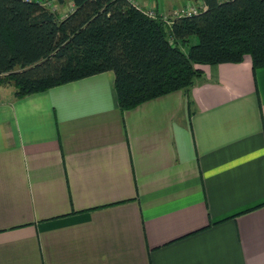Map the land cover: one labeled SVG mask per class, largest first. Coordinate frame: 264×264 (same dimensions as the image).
<instances>
[{"label": "crops", "instance_id": "1", "mask_svg": "<svg viewBox=\"0 0 264 264\" xmlns=\"http://www.w3.org/2000/svg\"><path fill=\"white\" fill-rule=\"evenodd\" d=\"M198 66L127 109L112 70L0 85V264H264V66Z\"/></svg>", "mask_w": 264, "mask_h": 264}, {"label": "trees", "instance_id": "2", "mask_svg": "<svg viewBox=\"0 0 264 264\" xmlns=\"http://www.w3.org/2000/svg\"><path fill=\"white\" fill-rule=\"evenodd\" d=\"M45 2L0 0V85L17 96L112 70L127 109L188 90L201 63L248 54L253 68L264 66V0H202L170 20L132 0H71L63 16Z\"/></svg>", "mask_w": 264, "mask_h": 264}, {"label": "rangeland", "instance_id": "3", "mask_svg": "<svg viewBox=\"0 0 264 264\" xmlns=\"http://www.w3.org/2000/svg\"><path fill=\"white\" fill-rule=\"evenodd\" d=\"M46 1L45 4L53 8L57 13L61 14L70 6L71 0H63V2H60L58 0H44ZM139 5L143 6H149V3L152 1L149 0H135ZM149 1V2H147ZM155 3L159 5V8L165 7V10L167 12L163 13L161 12L160 15H162L164 18H168L170 20V16L173 15L174 10H179L184 6L189 5L190 3L193 4H199L202 0H153ZM155 6V4H154ZM191 42L196 41V36H191Z\"/></svg>", "mask_w": 264, "mask_h": 264}, {"label": "built area", "instance_id": "4", "mask_svg": "<svg viewBox=\"0 0 264 264\" xmlns=\"http://www.w3.org/2000/svg\"><path fill=\"white\" fill-rule=\"evenodd\" d=\"M202 6V2L201 3H199V4H193V3H190L189 5H187V6H184V7H182L181 9H179V10H174V12H173V15L175 16V15H179V14H189V13H191V12H196V10L199 8V7H201ZM146 9V8H145ZM146 11L149 13V14H151V15H154L155 14V12L152 10V9H146ZM172 15V16H173ZM165 19H167V18H165ZM169 21V20H168Z\"/></svg>", "mask_w": 264, "mask_h": 264}]
</instances>
